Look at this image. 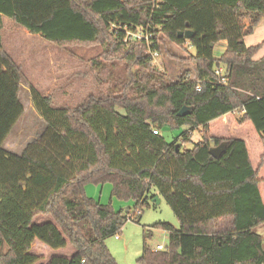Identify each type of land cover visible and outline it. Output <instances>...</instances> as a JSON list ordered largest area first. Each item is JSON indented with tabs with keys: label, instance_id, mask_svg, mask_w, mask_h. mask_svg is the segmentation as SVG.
<instances>
[{
	"label": "trees",
	"instance_id": "16d2710c",
	"mask_svg": "<svg viewBox=\"0 0 264 264\" xmlns=\"http://www.w3.org/2000/svg\"><path fill=\"white\" fill-rule=\"evenodd\" d=\"M4 17L59 47H106L107 60L126 66L120 95L55 108L32 91L47 131L21 155L6 151L24 107L21 67L2 43ZM262 22L264 0H0V264H38L36 240L76 249L47 264H118L106 241L131 212L88 198L90 183L112 184L113 196L136 208L156 196L171 206L179 228L157 224L169 245L146 249L139 264H264L254 232L264 224V57L255 60L260 46L245 43ZM125 28L144 29L150 43H125ZM187 30L191 40L179 37ZM164 41L185 51L195 79L166 83L151 55ZM223 41L227 50L215 58ZM184 107L192 114L179 117ZM164 128L186 129L179 150L154 134ZM196 131L199 141L184 150ZM222 143L217 160L210 149ZM39 216L53 222L36 225Z\"/></svg>",
	"mask_w": 264,
	"mask_h": 264
},
{
	"label": "rangeland",
	"instance_id": "374dc122",
	"mask_svg": "<svg viewBox=\"0 0 264 264\" xmlns=\"http://www.w3.org/2000/svg\"><path fill=\"white\" fill-rule=\"evenodd\" d=\"M1 38L6 52L17 62L22 71V90L20 101L24 114L16 124L5 142L4 149L21 155L34 141L39 140L47 131V124L35 108L32 101V91L51 97L55 108L77 107L85 103L89 96H100L108 92L120 95L122 85L128 81L126 66L118 60H107L106 47H59L46 41L39 35H33L24 28L16 25L8 18H2ZM247 47H258L255 60L264 57V24L257 26L252 32L246 33ZM191 54L195 50L187 46ZM215 57H221L220 46L215 49ZM219 57V58H220ZM189 56L176 45L164 41L161 53L153 65L161 73L168 76L166 83L178 82L186 73L190 79L196 78V65L193 62L184 63L182 60ZM238 117L241 113L236 114ZM185 128H164L161 132L169 144H180L184 137ZM191 142L184 150H192L199 141L196 131ZM88 198L104 205L111 206L116 212L130 216L141 212L128 220L119 233L120 240L115 236L107 239L106 245L118 264H139L138 260L146 249H156L169 245V233L157 227V224L167 223L179 228L178 220L171 206L161 197L160 203L150 201V207L136 208L133 200L119 199L113 196V186L110 183L97 185L90 183L85 188ZM53 222L51 217L39 216L34 224L42 225ZM264 240V224L254 229ZM41 258L38 264H47L52 258L63 257L71 259L76 249L68 245L64 249L54 250L47 246H35L34 252Z\"/></svg>",
	"mask_w": 264,
	"mask_h": 264
},
{
	"label": "built area",
	"instance_id": "2783aa9c",
	"mask_svg": "<svg viewBox=\"0 0 264 264\" xmlns=\"http://www.w3.org/2000/svg\"><path fill=\"white\" fill-rule=\"evenodd\" d=\"M112 29L113 30H121V28L118 27L117 25H112ZM124 31H126V36L124 39L125 43H130V42L132 43V42H136V41H146L147 43H150L151 36L146 31H144V29H142V28L137 29V31H129L127 28H125ZM151 55H152V59L155 60L159 54L157 52H155V53H152ZM219 72H222V71H219ZM222 82L224 83L225 80L222 79ZM199 90L200 89L198 88V91ZM237 113H239V111L234 112V114H237ZM241 113H244V111L242 110ZM154 134L160 135L161 131L155 130ZM136 215L140 216L141 212L138 211L136 213H133L132 216H129L128 220H132V218ZM115 237L117 240H120L119 234H117ZM154 250L155 251H163V250H165V248L163 246H158Z\"/></svg>",
	"mask_w": 264,
	"mask_h": 264
},
{
	"label": "water",
	"instance_id": "95a60500",
	"mask_svg": "<svg viewBox=\"0 0 264 264\" xmlns=\"http://www.w3.org/2000/svg\"><path fill=\"white\" fill-rule=\"evenodd\" d=\"M194 36H195V34H194L192 31H190V30H187V31L184 32V33H179V37H184L185 40H191ZM191 114H192V108H191V107H184V108L180 111V113H179V117H184V116H188V115H191ZM227 146H228V143H222V144H220V145L217 146V147H212V148L210 149V155H211L213 158H215V159L218 160V159L222 156V154L226 151ZM180 147H181V145L179 144V145L177 146L178 150H179ZM156 201H157L158 203L161 202L160 199H159V197H157V198L154 200V202H156Z\"/></svg>",
	"mask_w": 264,
	"mask_h": 264
},
{
	"label": "crops",
	"instance_id": "0c3cea01",
	"mask_svg": "<svg viewBox=\"0 0 264 264\" xmlns=\"http://www.w3.org/2000/svg\"><path fill=\"white\" fill-rule=\"evenodd\" d=\"M262 24H264V22H262L260 25H262ZM259 25V26H260ZM217 46H220V50H221V56L226 52V50H227V42L226 41H223V42H220L219 44H217L216 46H215V48H214V53H215V49L217 48ZM214 57H215V54H214ZM220 57V56H219ZM219 57H217V58H219ZM216 58V57H215ZM5 145V144H4ZM35 246H41V247H43L44 248V246H46V245H44V244H42L40 241H38V240H36L35 242H34V244H33V246H32V250H31V253L32 254H34V255H37V256H39L38 254H36V253H33L34 252V248H35Z\"/></svg>",
	"mask_w": 264,
	"mask_h": 264
}]
</instances>
